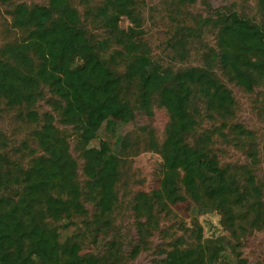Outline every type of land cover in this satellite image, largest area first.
<instances>
[{
  "label": "trees",
  "instance_id": "trees-1",
  "mask_svg": "<svg viewBox=\"0 0 264 264\" xmlns=\"http://www.w3.org/2000/svg\"><path fill=\"white\" fill-rule=\"evenodd\" d=\"M73 1L49 0L47 5L15 8L13 24L24 29L26 37L2 49L0 102L10 108H28L25 118L38 121L32 108L48 89L56 97L52 106L61 123L78 134L87 179L79 182V163L53 113L43 115L34 134L40 153L27 165L5 152L0 137V264H100L96 255L82 252V236L63 239L58 223L81 218L90 231L94 223L100 225L101 218L112 214L118 200L120 157L109 141H102L98 148L88 145L104 125L115 135L120 123L135 119L136 111L152 116L154 102L170 117L158 150L164 162L163 183L182 187L196 204L224 214L231 227L238 219L241 227L264 229L262 191L250 168L223 167L209 147L212 132L195 142L190 138L205 115L224 123L234 117L236 101L219 71L246 92L263 84L264 0H258L261 23L238 12L220 15L215 21L217 48L207 53L206 65L179 70L152 59L142 39L139 0H105L96 7L92 16L106 36L102 40L88 35ZM180 1L194 4L198 0ZM124 17L134 27L121 28ZM110 46L114 52L107 59ZM113 63L124 64L123 74L115 71ZM132 86L138 93L135 106L125 94ZM234 129L239 136L251 135L240 125ZM85 200L99 211L95 222L86 220ZM167 205L161 191L140 193L134 211L140 221L146 218L151 223L155 207ZM219 248L210 244L203 248L208 262L222 264ZM195 258L194 248L178 241L161 264H196ZM241 264L247 261L242 259Z\"/></svg>",
  "mask_w": 264,
  "mask_h": 264
},
{
  "label": "rangeland",
  "instance_id": "rangeland-1",
  "mask_svg": "<svg viewBox=\"0 0 264 264\" xmlns=\"http://www.w3.org/2000/svg\"><path fill=\"white\" fill-rule=\"evenodd\" d=\"M105 0H74L83 16V26L92 40H102L105 34L98 28L92 14ZM142 18V39L153 60L174 70L206 65V55L217 48L219 28L215 21L222 14L238 12L240 15L261 23L258 0H198L194 4H183L180 0H139ZM49 0H13L9 4L0 2V58L2 49L22 41L26 31L14 26L13 12L19 4L47 5ZM120 27H134L127 18H122ZM114 52L110 46L106 53L109 59ZM118 74H123L124 64H111ZM221 80L233 92L236 109L234 117L226 123L206 115L199 118L196 133L190 138L195 142L204 133L212 132L209 147L218 156L223 167L250 168L257 186L262 191L264 202V82L252 92H246L235 82L218 72ZM126 97L135 106L137 90L127 89ZM56 97L48 90L45 96L33 106L40 119L25 118L28 108L7 107L0 102V137L4 150L14 160L27 165L31 158L40 153L35 141V131L47 112L53 113L55 123L67 136L71 152L79 163V182L84 184L83 147L73 127L61 123L60 114L52 102ZM153 115L136 111L135 119L120 123L113 135L104 125L97 139L88 147H100L102 141H109L120 157L121 168L116 185L117 202L111 215L101 218V224H93L90 231L86 221L74 218L58 223L61 237L82 236V252L94 254L100 264H161L172 245L183 241L184 246L195 250L196 264H212L203 253L207 244L219 245L222 264H264V229L251 230L241 227L238 219L234 226L224 214L211 207L196 204L181 187L163 183L164 162L159 148L166 138L170 121L168 111L157 102L152 105ZM240 125L250 131V136H239L234 126ZM222 131V132H220ZM254 153V157L252 154ZM161 191L168 205L165 209L155 207L151 223L146 218L136 217L134 205L138 194H152ZM86 201V200H85ZM89 222H95L99 211L86 201ZM145 223L146 230L142 227ZM143 225V226H142ZM92 230V231H91ZM138 250L137 255H133ZM207 254V253H206Z\"/></svg>",
  "mask_w": 264,
  "mask_h": 264
}]
</instances>
